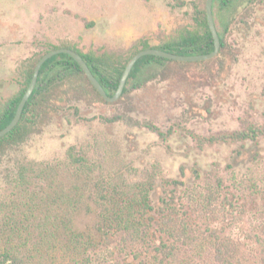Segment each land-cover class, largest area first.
<instances>
[{"label":"rangeland","instance_id":"1","mask_svg":"<svg viewBox=\"0 0 264 264\" xmlns=\"http://www.w3.org/2000/svg\"><path fill=\"white\" fill-rule=\"evenodd\" d=\"M204 1L0 0V101L21 91L51 46L128 58L140 40L158 46L192 27L193 2ZM217 6V27L229 30L226 48L212 60L153 64L136 80L139 88L130 80V91L113 103L83 75L52 87L33 111L34 122L26 124L25 140L0 153V226L23 165L66 172L73 155L97 165L94 177H103L108 190L124 192L128 202L147 197L155 208L134 240L104 248L98 264H160L157 247L167 237L163 200L171 202V193L187 242L193 241L188 247L178 239L186 261L204 264L202 258L220 246L226 261L216 264H264V135L219 140L264 129V0L237 2L218 18ZM180 180L188 186L178 189L173 182ZM195 186L203 206L186 196ZM102 211L87 200L76 227L95 234Z\"/></svg>","mask_w":264,"mask_h":264},{"label":"trees","instance_id":"2","mask_svg":"<svg viewBox=\"0 0 264 264\" xmlns=\"http://www.w3.org/2000/svg\"><path fill=\"white\" fill-rule=\"evenodd\" d=\"M240 1L256 0H215L214 4L218 3L217 18L231 11ZM193 6L192 27L181 29L176 37L158 46L151 45L148 40H140L128 58L116 53L85 54L74 47L70 49L83 57L107 94L112 97L118 91L127 65L141 51L158 49L182 56H195L210 54L215 50L207 16V0L203 5L193 2ZM228 30V25H225L224 32L218 29L222 43L220 53L227 46ZM63 48L67 49L63 45H54L43 52L28 71L21 91L5 102L0 101V131L5 129L16 116L39 61L49 52ZM164 61L170 60L156 56L142 58L132 71L128 83L133 80V88H139L140 84L136 80L143 71L153 64L161 65ZM82 75L91 84L82 67L70 55L60 54L48 60L40 72L38 85L25 107L21 122L11 133L0 139V153L4 151L6 145L19 144L25 140L26 124L34 122L33 111L50 93L52 87ZM91 86L96 94L105 100L92 84ZM129 91L126 86L124 94ZM260 135H264V129L251 128L247 132L222 135L219 140L256 141ZM71 159L72 168L66 172L60 166L50 164L41 166L31 164L21 167L20 175L13 183L7 201L5 200L3 205L6 212L4 209L1 211L3 220L0 226V264H98L96 258L104 248L109 250L120 241L127 245L130 240H134L132 238L134 235H139L145 226L144 217L148 215V211L155 210L154 207L149 206L147 197L143 198L144 200L136 198L128 202L124 198V192L108 190L107 186L103 185V177H94L97 165L94 164L95 168L92 167L93 164L84 157L72 155ZM38 182L44 187L38 185ZM173 184L178 189L188 186L183 180L174 181ZM189 190L186 191L189 200L205 205L204 195L197 186L190 192ZM171 194L173 196L171 202L163 200L165 215L162 232L167 237H161L157 247L158 253L162 256L160 264H186V262L190 264V260L186 261V251L178 247V239L188 247L193 246V241L187 242L189 236L186 232V223L182 219L178 220L174 205L176 194ZM177 198L180 199V196L177 195ZM87 200L96 201L104 210L100 213L95 234L91 231H81L75 225V216ZM215 248L213 256L208 253L203 258L202 255L199 256L204 264L226 261L222 248L220 246ZM124 259L131 258L127 256Z\"/></svg>","mask_w":264,"mask_h":264},{"label":"water","instance_id":"3","mask_svg":"<svg viewBox=\"0 0 264 264\" xmlns=\"http://www.w3.org/2000/svg\"><path fill=\"white\" fill-rule=\"evenodd\" d=\"M214 1L215 0H207V6H206L208 22H209V26H210V29H211V32L214 38V43H215V50L212 53L206 54V55L182 56V55H177L174 53H169V52L158 50V49H149V50L141 51L127 65L126 70L121 79L118 91L112 97L107 94L106 90L103 88V86L98 81V79L94 76L90 67L88 66L86 61L83 59V57L79 53H77L76 51L72 49H66V48L49 52L37 64L30 87L28 88L27 92L25 93L19 105L16 116L14 117L13 121L5 129L0 131V139L7 136L19 125V123L21 122L25 107L27 103L29 102L30 98L32 97V95L34 94V91L38 85L40 72L44 64L48 60L52 59L53 57L57 55H60V54L70 55L82 67L83 71L85 72L86 76L88 77V79L90 80L94 88L101 94V96L107 102H110V103L117 102L122 98L132 71L134 70L139 60H141L142 58L146 56H156L159 58H163V59H167L171 61L183 62V63H197V62L209 61V60L214 59L215 57L218 56V54L220 53L222 49L221 37L219 35V31H218V28L216 26V22L214 19V13H213Z\"/></svg>","mask_w":264,"mask_h":264}]
</instances>
